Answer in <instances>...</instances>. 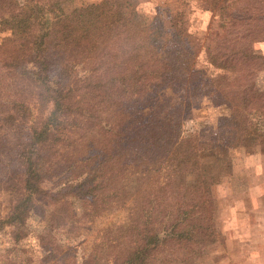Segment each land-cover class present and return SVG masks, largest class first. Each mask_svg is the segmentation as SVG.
<instances>
[{"label": "rangeland", "instance_id": "rangeland-1", "mask_svg": "<svg viewBox=\"0 0 264 264\" xmlns=\"http://www.w3.org/2000/svg\"><path fill=\"white\" fill-rule=\"evenodd\" d=\"M30 1L47 6L73 35L47 47L39 43V54L47 56L35 57L39 38L32 13L37 11H28L26 0L0 1V264H121L107 237L118 236L123 244L139 241L138 226L117 223L120 216L96 218L92 201L72 194L81 179L76 168L61 175L50 171L35 162L33 144L22 143L19 134L36 133L48 121L62 137L54 146L61 155L66 144L56 98L79 75L100 83L107 71L131 69L143 57L155 88L180 83L184 100L155 107L150 129L157 130L145 134L137 166L153 167L150 189L154 183L196 186L182 204L186 216L166 207L156 213L157 236L139 243L136 264H235L237 244L257 240L235 230L237 224L246 226L255 196L264 203V138L246 123L241 132L234 128L251 107L238 108L234 117L227 105L207 100L217 95L219 78L232 75L217 63L223 43L244 40L251 49L252 40L264 41V0ZM217 5L231 14L232 25L219 26L218 9L210 10ZM151 20L152 33L158 31L155 49L115 35ZM8 36L12 39L5 42ZM254 46L260 53L258 43ZM254 81L255 91L263 93L264 67ZM11 197L23 200L14 215H9Z\"/></svg>", "mask_w": 264, "mask_h": 264}, {"label": "trees", "instance_id": "trees-1", "mask_svg": "<svg viewBox=\"0 0 264 264\" xmlns=\"http://www.w3.org/2000/svg\"><path fill=\"white\" fill-rule=\"evenodd\" d=\"M26 2L27 7L31 9L28 11H37L32 13L37 23L35 24L39 38L38 44L35 45V57H45L46 51L43 55L38 52L39 43L47 47L59 40H67L73 34L52 17L47 6L36 1L33 4L30 0ZM217 6L210 10L216 12L218 9V19L223 21L219 26L232 25L231 14L221 5ZM152 21L145 26L130 24L125 33L119 32L115 35L123 34V39L129 38L136 45L155 49V33L158 31L152 33ZM10 39L12 37L8 36L4 41ZM261 40L263 39L252 40V43H258L260 46V53L254 44L249 49V42L243 44L244 40L223 43L222 47L226 51L223 50L222 55L218 54L217 63L220 69L230 70L232 75L224 80L219 78V84L214 85L217 95L210 96L207 102L227 105L233 110L234 117H237L235 112L238 108L247 111V108L249 110L251 107V110L247 111L249 116L243 120L244 123H240L238 118L239 122L234 128L241 132L248 124L249 131H255L260 138H264V92L259 94L255 91L254 81L257 69L264 67V41ZM146 62L147 59L143 57L133 63L131 69L107 71L104 81L100 83L90 80L87 75H79L75 83L56 98V108L63 122L61 133L65 135L63 141L66 144L61 155L57 156L54 146L59 144L62 137L56 133L50 122H43L36 133L30 131L19 134L22 143L33 144L31 154L35 162L44 164L50 171L59 175L68 168L78 170L77 174L81 179L75 181L72 194L79 199L87 197L92 201L96 207L94 217L120 216L117 223L125 221L124 223L131 222L138 226V242L123 244L122 239L115 240L118 236L115 239L107 237L108 243L113 245V249L120 256L121 264H136L142 250L137 247L139 243L143 244L155 237L158 211L166 207L167 212L173 215H185L187 211L182 204L192 195L191 191L196 186L190 182L162 186L154 183V188L150 189L147 184L153 183V167L142 169L137 166L145 134L149 130H157L150 129L151 122L155 120V107L171 101L184 100V86L180 83L156 89L151 69L144 67ZM141 64L139 70L137 67ZM231 133L229 128L227 134L233 137ZM110 163L111 170L107 169ZM116 165L120 168H114ZM14 199L17 198L8 199L11 202L10 213L2 204V210L7 211L9 215L18 213V206L23 203L21 198L17 202ZM8 201L5 202L6 206ZM174 228L173 224L172 229ZM121 229L123 228L118 226L116 228L119 233ZM1 239L0 234V241ZM119 246L121 248L118 249Z\"/></svg>", "mask_w": 264, "mask_h": 264}, {"label": "crops", "instance_id": "crops-1", "mask_svg": "<svg viewBox=\"0 0 264 264\" xmlns=\"http://www.w3.org/2000/svg\"><path fill=\"white\" fill-rule=\"evenodd\" d=\"M255 171L257 172L258 170L255 169ZM261 175H264L263 170ZM257 190L260 191L261 187H258ZM253 199L251 201L250 211H247L246 216H244L246 217L244 221L246 226H238L237 224V229L235 231L236 233L244 235L250 234L257 240H245L237 244V258L235 264H264V203L259 204L257 196ZM244 217L240 218L241 221L244 220ZM240 219H238V221H240ZM255 235H259V237H255ZM248 239H251V236L248 237ZM221 254H223L222 251ZM221 259H226V257Z\"/></svg>", "mask_w": 264, "mask_h": 264}]
</instances>
